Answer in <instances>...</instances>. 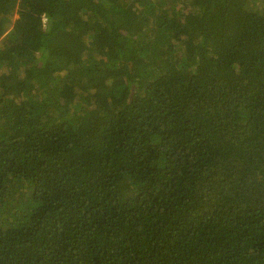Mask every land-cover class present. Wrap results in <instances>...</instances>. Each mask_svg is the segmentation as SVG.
Returning <instances> with one entry per match:
<instances>
[{"label":"trees","instance_id":"trees-1","mask_svg":"<svg viewBox=\"0 0 264 264\" xmlns=\"http://www.w3.org/2000/svg\"><path fill=\"white\" fill-rule=\"evenodd\" d=\"M0 264H264V0H0Z\"/></svg>","mask_w":264,"mask_h":264}]
</instances>
